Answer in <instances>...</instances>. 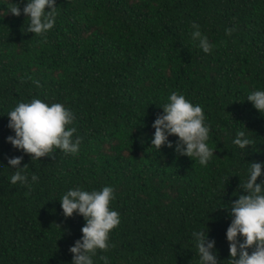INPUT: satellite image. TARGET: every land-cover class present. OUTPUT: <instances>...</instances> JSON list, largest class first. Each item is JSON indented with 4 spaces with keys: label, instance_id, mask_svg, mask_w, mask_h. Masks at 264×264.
Returning a JSON list of instances; mask_svg holds the SVG:
<instances>
[{
    "label": "trees",
    "instance_id": "obj_1",
    "mask_svg": "<svg viewBox=\"0 0 264 264\" xmlns=\"http://www.w3.org/2000/svg\"><path fill=\"white\" fill-rule=\"evenodd\" d=\"M10 3L19 0H0V264H70L85 220L65 218L59 199L106 185L121 223L96 264H199L192 232L207 229L227 260L231 218L221 208L247 164L264 162V115L246 101L264 90V0H56L46 37L28 33ZM193 23L210 54L192 41ZM172 91L204 110L215 155L206 167L151 145ZM33 98L73 111L77 155L31 160L6 142L8 112ZM240 130L252 139L246 151L231 142ZM20 156L31 186L10 183L8 159Z\"/></svg>",
    "mask_w": 264,
    "mask_h": 264
},
{
    "label": "clouds",
    "instance_id": "obj_2",
    "mask_svg": "<svg viewBox=\"0 0 264 264\" xmlns=\"http://www.w3.org/2000/svg\"><path fill=\"white\" fill-rule=\"evenodd\" d=\"M10 4L12 7L8 11L17 17L23 14L28 22L26 31L37 37H46L56 24V0H19V3ZM233 31L226 29L225 33L230 36ZM190 36L205 54L212 52L214 46L202 34L199 24H192ZM246 101L264 115V90L251 91ZM162 109V114L157 115L152 124V147L157 152L162 147L174 148L177 154L198 160L201 166L206 167L215 155L209 146L210 127L202 106L172 91ZM7 117L8 128L14 135L8 136L6 142L30 155L31 160L39 161L57 150L65 155H77L80 151L82 137L72 126L75 114L62 103L33 98L30 102H18ZM171 136L178 137L175 145L169 140ZM231 142L242 151L252 145V139L244 130L238 131ZM22 159V156L8 159V168L15 169L10 177L13 185L29 184V177L24 173L27 165L20 167ZM247 165L246 179L239 184V193L244 194L238 193L235 200L221 208L231 218L226 230L229 258L219 259L216 241L209 238V230L204 226L207 231L192 232L199 264H223L225 261L227 264H264V162L253 161ZM38 179L35 174L31 176L32 183ZM115 199V189L110 185L91 191L77 186L59 199L65 218L76 214L85 220L81 239L69 248L72 255L70 264H96L98 251H107L111 247L109 235L121 223L119 213L111 207ZM100 259L107 264V257Z\"/></svg>",
    "mask_w": 264,
    "mask_h": 264
}]
</instances>
